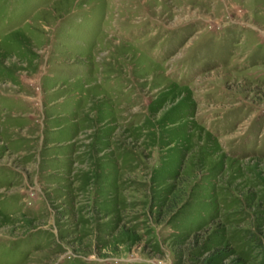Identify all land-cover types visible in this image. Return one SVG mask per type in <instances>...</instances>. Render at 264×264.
Masks as SVG:
<instances>
[{
    "label": "rangeland",
    "instance_id": "1",
    "mask_svg": "<svg viewBox=\"0 0 264 264\" xmlns=\"http://www.w3.org/2000/svg\"><path fill=\"white\" fill-rule=\"evenodd\" d=\"M0 264H264V0H0Z\"/></svg>",
    "mask_w": 264,
    "mask_h": 264
}]
</instances>
